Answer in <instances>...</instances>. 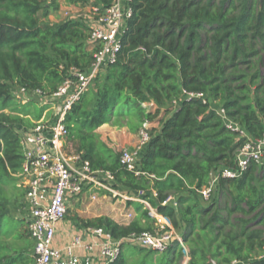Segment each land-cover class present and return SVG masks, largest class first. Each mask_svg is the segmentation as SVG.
<instances>
[{"label":"trees","instance_id":"16d2710c","mask_svg":"<svg viewBox=\"0 0 264 264\" xmlns=\"http://www.w3.org/2000/svg\"><path fill=\"white\" fill-rule=\"evenodd\" d=\"M67 1L86 7L89 0ZM113 3L96 0L101 11ZM60 5L0 0V264H36L27 224L23 216H10L8 204L25 197L18 183L24 162L19 129L48 109L24 102L13 85L50 96L72 68H89L98 50L83 18L49 20ZM132 8L116 62L65 115L69 141L93 170L111 172L115 187L157 191L156 198L146 197L182 229L187 264H264V164L253 161L242 176L222 177L208 201L197 190L213 171L234 166L247 140L264 137V0H133ZM184 91L202 92L208 101ZM221 107L247 136L226 126ZM156 120L160 128L149 130L139 155L140 176L97 131L110 124L136 133ZM173 193L178 206L167 202ZM216 194L227 198L224 206ZM128 203L137 214L129 223L102 215L78 217L77 225L104 228L116 239L153 231L149 211L138 201ZM129 248L135 249L131 256ZM185 255L178 241L162 254L124 242L110 264H184Z\"/></svg>","mask_w":264,"mask_h":264},{"label":"built area","instance_id":"2783aa9c","mask_svg":"<svg viewBox=\"0 0 264 264\" xmlns=\"http://www.w3.org/2000/svg\"><path fill=\"white\" fill-rule=\"evenodd\" d=\"M132 1L114 0L103 11L98 6L90 9L92 20L87 22L92 29L90 41L94 47H98L94 61L86 70L72 68L70 77L57 91L50 96H44L60 104L56 117L39 120L32 127L20 131L24 162L18 183L25 190L23 218L34 241L36 264H95L97 261L98 264H110L119 255L124 242L162 254L178 241L189 257L182 235L175 231L170 219L161 214L152 205L149 197H146L151 194L156 198L158 193L155 189L121 190L115 187L116 179L111 172L93 170L81 152L67 149L70 131L64 122L65 115L94 83L98 74L116 62L123 47L127 22L133 16ZM20 90L23 94L38 93L43 96L40 90L29 92L23 87ZM184 94L187 97L202 98L205 103L208 101L206 94L202 92L184 91ZM217 111L229 129L240 132L241 136H247L241 126L227 116L223 107ZM139 137L138 145L134 149L120 150L121 163L137 176L143 174L139 168V155L150 140L148 124L140 129ZM253 161L264 164V137L247 140L236 151L235 165L213 171L208 184L197 189L198 192L205 201L210 200L222 177L242 176ZM98 190H104L107 196L121 202H140L155 219L154 230L135 232L116 239L104 228L89 227L75 234L63 248L56 247L54 241L58 225L66 218L72 200L78 199L86 191H91V199L97 200ZM132 216V213L127 214L128 218ZM79 250H86L87 254H79ZM188 260L189 258L186 261Z\"/></svg>","mask_w":264,"mask_h":264},{"label":"crops","instance_id":"0c3cea01","mask_svg":"<svg viewBox=\"0 0 264 264\" xmlns=\"http://www.w3.org/2000/svg\"><path fill=\"white\" fill-rule=\"evenodd\" d=\"M60 3L63 0H59ZM77 11H88L90 15H88V19L86 22H89L92 20V14L90 12V9L87 7H78L76 8ZM153 105L150 103L148 105V108H152ZM110 124H104L101 126L97 131L101 136V139L106 142L110 147L117 150L119 146L121 145H129L135 147L138 144V135L137 137L132 135V132L126 128L122 127L120 128L122 131L115 130V147L114 143H111L108 140V133L109 130L107 126ZM154 125H158L157 128H160V121L156 120L152 123H148V128ZM112 126V125H110ZM116 129H119L118 127H115ZM121 134V135H120ZM124 135V136H122ZM132 147V148H133ZM99 191V198L97 200L91 199V191H86L83 193L78 199L75 200V202H82L81 206L79 208H76L74 205L70 206L69 212L66 216V218L59 223L58 229H57V235L54 241V245L59 248H63L72 238L75 234L85 231V228L79 227L77 225V220L74 218V216L77 214L80 218H94L102 215H108L112 217L114 220H116L119 223L125 224L129 223L132 219L136 217V211L129 203L121 202L120 200L112 199L111 197L107 196L104 190H98ZM90 193V195L88 194ZM132 213V218H128L127 214ZM77 217V218H78ZM79 254L85 255L87 254L86 250H79ZM94 255L97 257L96 252H94ZM97 260V259H96ZM98 264V261L95 263Z\"/></svg>","mask_w":264,"mask_h":264},{"label":"rangeland","instance_id":"374dc122","mask_svg":"<svg viewBox=\"0 0 264 264\" xmlns=\"http://www.w3.org/2000/svg\"><path fill=\"white\" fill-rule=\"evenodd\" d=\"M95 6H96V0H89L86 7L88 9H91L92 7H95ZM78 7L79 6H76L74 4L69 3L67 0H63L61 2L60 9L56 13L51 14L50 17H49V20L51 22H59V21L65 20L67 18H83V19H88L89 18L88 15H90L89 12L88 11H84V10L77 11L76 8H78ZM13 92H14L15 95L20 96L24 102H28L30 100H34L35 102H37L40 105H47L48 106V109L45 111L42 119H45V120L52 119V118L56 117V115L59 113V106H60V104L56 100L55 101L54 100L50 101L47 97L45 98L44 96H41L38 93L23 94L21 92V90H20V88H19L18 85H13ZM152 109L153 110L156 109L155 105H153ZM32 122H33V125H34L38 121L32 119ZM157 127H158V125L151 126V127H149V130H151L152 128H157ZM28 128H30V127H28ZM107 128L109 129L107 131V133H108V140L111 143H114V147H115V130H117L119 132L122 131V130L120 128L119 129H116L115 126H110V125L107 126ZM19 131H22V127H20ZM132 135L133 136L135 135L136 137L138 135V137H139V132H136V133H133L132 132ZM122 136H124V135H122ZM139 140H140V137L138 138V142H139ZM132 147L133 146H129V145H126L125 144V145H121V146L117 147L118 148L117 150H122L123 148H128V149H134L135 148V147H133V148ZM67 149L69 151H75V150H77V146H76V144L74 142L69 141V143H67ZM88 194L90 195V193H88ZM216 198H217V202L219 204H221L222 206H224L226 204V202H227V198L225 196H221L219 194H216ZM177 199H178V194H174L173 193L170 196L169 203L171 205L178 206ZM75 200L76 199H73L72 200V205H74L76 208H79L81 206L82 202L80 201V203L79 202L77 203V202H75ZM203 203H205V202H203ZM24 207H25L24 196H20L19 195L17 197H13L12 200L10 201V203L8 204V210H9L10 216L13 217V218L14 217L15 218H18V217L23 216L24 215V211H25V208ZM224 214H226V211H224ZM77 217H78V215L76 214L74 216V218H77ZM11 223L8 224V227L11 226ZM171 225H173V224H171ZM16 226H18L17 223H15V225L13 227L16 228ZM173 227H174V225H173ZM174 228H175V231L181 236L182 235V229L181 228H176V227H174ZM33 244H34V242H33ZM186 247H187L188 252H189V247H188L187 244H186ZM125 252H126L127 256H131L132 253L135 252V249L134 248H129ZM31 253H32V251H31ZM187 258H189V257H187V254H186L185 255V259L183 261L184 264H187L188 263V261H186ZM210 261L212 263H214V262L216 263V261L213 260V259H211Z\"/></svg>","mask_w":264,"mask_h":264},{"label":"water","instance_id":"95a60500","mask_svg":"<svg viewBox=\"0 0 264 264\" xmlns=\"http://www.w3.org/2000/svg\"><path fill=\"white\" fill-rule=\"evenodd\" d=\"M139 168H141V166L139 165ZM213 264H216L215 262Z\"/></svg>","mask_w":264,"mask_h":264}]
</instances>
